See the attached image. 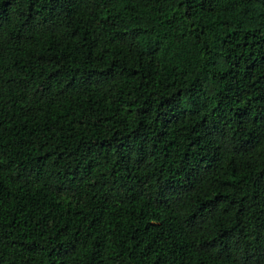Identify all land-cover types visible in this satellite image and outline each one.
<instances>
[{
  "label": "trees",
  "instance_id": "16d2710c",
  "mask_svg": "<svg viewBox=\"0 0 264 264\" xmlns=\"http://www.w3.org/2000/svg\"><path fill=\"white\" fill-rule=\"evenodd\" d=\"M0 264H264V0H0Z\"/></svg>",
  "mask_w": 264,
  "mask_h": 264
}]
</instances>
